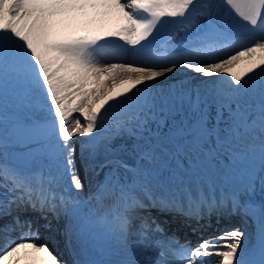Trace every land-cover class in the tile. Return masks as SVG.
<instances>
[{
    "label": "snow or ice",
    "instance_id": "1",
    "mask_svg": "<svg viewBox=\"0 0 264 264\" xmlns=\"http://www.w3.org/2000/svg\"><path fill=\"white\" fill-rule=\"evenodd\" d=\"M177 29L186 37L181 46L161 45L165 34L178 41ZM193 31L196 39H187ZM181 70L210 80L221 111L230 110L228 131L217 132L205 101L197 98L190 105L193 120L172 130L179 133L175 144L166 142L168 133L159 146L145 141L138 150L143 161L171 157L169 175L175 177L191 169L187 156L195 162L218 154L214 138L229 135L242 142L232 152L238 158L242 148L256 143L245 142L244 134L246 126L254 130L257 116L264 150V0H0V83L10 71L24 98L35 100L41 112L47 109L39 120L19 122L47 145V174L0 158V264H86L79 258L83 233L75 223L82 201L67 193L83 192L80 169L88 172L94 162L107 169L90 195L101 203L111 199L105 219L111 218L120 253L114 264H264V203L257 207L250 200L257 184L264 191V165L225 201L170 181L161 187L117 184L115 173L127 163L115 154L97 159L99 136L112 113L142 109L165 95H187V83L165 87L169 74ZM118 81L130 86L117 91ZM256 92L259 110L249 111L244 98ZM78 136L87 140L76 141ZM192 147L197 154L189 152ZM143 173L138 169L141 179ZM151 209L184 217L194 234L212 213L256 217L259 224L254 239L232 227L193 244L169 235L163 220L142 214ZM61 216L72 218V227L67 219L63 227L70 261L41 237V228L53 231Z\"/></svg>",
    "mask_w": 264,
    "mask_h": 264
},
{
    "label": "bare ground",
    "instance_id": "2",
    "mask_svg": "<svg viewBox=\"0 0 264 264\" xmlns=\"http://www.w3.org/2000/svg\"><path fill=\"white\" fill-rule=\"evenodd\" d=\"M185 39H186L185 33L183 31H180L179 32V40L178 41L177 40H173L170 43V45L172 44V46H181V44L185 41ZM187 39H189V40L196 39V32L195 31L191 32L190 35L187 37ZM193 78H194V80H191ZM195 80L196 81L197 80H205L206 82L204 83V85L202 84V86H199L196 89L193 86V84L196 83ZM177 81H179L180 83L189 84V88L187 89V95H182L181 97H178V98H169L167 95H165L163 97H160V98L156 99L154 103L156 104V103H159V102H165L166 104L168 103V104H171V105L180 106L181 108L183 107V108H185L188 111L187 106H188V102L191 99H194V98L196 99L199 96L200 97L204 96L206 98L212 97L211 89H212L213 85H212V83L210 82V80L208 78H201V77L198 76V74L188 73V72H186L184 70H181V71H179L177 73L169 74V77L167 78V83H166L165 87H171V88L174 89L176 87ZM129 86L130 85H128L127 83H123V84L119 83L118 86H117V91L124 90L127 87H129ZM205 89H207V92L205 91ZM14 96L16 97V96H18V94H15ZM12 98H10V96L5 95L3 98L0 99V128H2L3 125L8 123L10 120H13V118L16 117L17 114L19 115L18 111L20 109L19 110L16 109V107H18V106L15 107V104H14L15 100L12 99ZM244 99H245V101L247 103L250 100L252 101L253 104L260 102V98H259V93L258 92L253 93L250 96L245 97ZM154 103H152L151 105H153ZM219 107H220V105H219ZM251 107H253V106H251ZM25 108H26V106H25ZM156 109H157V107H156ZM224 113H226V112H224ZM227 114L228 113H226L225 115H227ZM225 115L222 116V117H225ZM23 117L21 116L22 119H23ZM172 118H174V117H172ZM258 135L259 134H250L247 137L244 135V140L247 141V140L255 139L256 140L255 144H258ZM232 146H236L237 148H240L242 146V142H240V137L239 136H237L236 140H233V138H230V140L229 139L225 140L224 145L219 147V153L218 154L216 153V151H213V154L211 156L208 154L205 158H201L200 157L199 160L193 162L192 165H190L191 169L185 171L184 174L186 176L188 175L187 177H191V175H194V174L210 175V178H212L213 176L217 177V178H222L223 177L222 179L218 180L221 183V186H226L227 181L224 182V180H226V177H227V180L228 179L232 180L233 178H237L239 180L240 184H237V182L235 181L234 184L232 185V187H235L237 190H239L240 187L246 183V178L247 177H250L253 173L260 171L262 165H264V160L261 161V160L254 159L252 161H248L247 162V159L246 160L241 159L242 156L241 157L239 156L238 158H236V157H234L232 155V152H233V150H232L233 147ZM3 148L4 149L3 150L1 149V152H0V155L2 157H3V154H4L5 148H6L5 144H3ZM215 149H217V148L215 147ZM209 156H210V158L216 159V162H214L213 160H209ZM244 157H246V155H244ZM217 162H220L221 164L217 163ZM38 163L42 164L41 161H38ZM156 164H157V162H156ZM220 165L224 166V167H221ZM159 166H161L160 163L155 165V169L156 170L157 169L160 170ZM37 172H38V170H37ZM105 172H107V169L105 170ZM124 173L125 174L127 173V168H121V169L116 171L115 180H116L117 184H122L125 181H127L131 185L133 180H134V183L138 182V180L137 179L135 180L134 177L130 174V172L127 174V177L122 178L123 177L122 175ZM222 173H224L223 176H221ZM162 174L163 175L161 177H164V178L170 177L169 173L166 170H164V172H162ZM104 176H105V173L101 176V179H100V178H98L97 174L93 175V176L92 175L91 176H87L86 175V176L83 177V178L87 177L86 183L84 185L87 188L88 187H92V186L95 187L98 181H101V180L104 179ZM111 178L112 177L110 175L109 179H111ZM131 178H132V180L129 181ZM160 178H159V181H160ZM140 182L141 181L139 180V182L137 184H140ZM229 184H231V182H229ZM217 192H219V191H217ZM263 195H264V191H261V189L259 190L258 187H257L255 192H254V194H252L250 196V199L254 200V198H256V197L258 198L260 196L263 198ZM89 197H91V196H89ZM105 201H104V206H106V204H107V202H105ZM86 203L88 205L89 204L91 205V209L89 211V215L94 216V217H92L93 219H96V218L99 219L100 220V225H101L102 228H101V232H99L98 234H95L93 237H91L92 240L88 237V235H86L85 240H87V237H88V239L91 240L89 242V244H88V247H85V249H83L82 247H80L78 245V249H79V252L81 254L80 256H82L88 262V264L113 263V262L117 261L118 259H120V256L119 257H115V256L112 255V252L115 251V250H118V247H117V244H116V242H115V240H114V238H113V236L111 235V232H110V229L112 227L111 218H108L106 220L105 217H107V216H105V215L101 216V215L98 214L100 204H97L96 200L93 203H91L90 201L89 202L85 201L84 204H86ZM107 210H108V208H107ZM142 214L143 215H149L150 211L149 212H143ZM151 214L156 215L157 213L153 210L151 212ZM32 215L33 216H37L38 213H34ZM161 216H163L164 220L167 221V222L164 223L165 228L167 230L169 229L171 234H175V236L178 237L179 240L181 238L182 239L183 238H185V239H187V238L194 239L192 236H194L195 234H201L202 235L204 231H207L209 229V226H211V225L213 226L215 223L217 225L216 228L217 229L220 228L222 230H224V228H226L227 224L232 223L227 218L225 220L226 222H224L223 221L224 215L220 216L219 214L218 215L213 214V216L205 217V219L203 220L204 223L203 222L201 223L202 225H207V226L202 227L200 231H198L197 233L194 234L191 231L190 228L185 226V221L182 222L180 217L175 216L173 214L172 215H170V214H162ZM228 216L232 220L234 218H236V219L240 218L239 215H234V216L226 215V217H228ZM96 222H97V220H96ZM191 223L193 225H195V221H192ZM53 224H56V223H53ZM225 224H226V226H225ZM42 232L43 231H41V233ZM184 235H186V236L184 237ZM49 242L51 243V241H49ZM93 247H95V248H93ZM52 248L56 252H58L61 257H63L62 252L59 251V249L56 246H53ZM89 254H90V256L92 258H94V260L91 261V262L89 260L90 259Z\"/></svg>",
    "mask_w": 264,
    "mask_h": 264
},
{
    "label": "rangeland",
    "instance_id": "3",
    "mask_svg": "<svg viewBox=\"0 0 264 264\" xmlns=\"http://www.w3.org/2000/svg\"><path fill=\"white\" fill-rule=\"evenodd\" d=\"M178 32H180V30H177V33H175V34H178ZM172 39H173L172 36H170V39L168 42H170ZM212 79H215V77H213ZM191 80H194V78ZM195 82L196 83H194L193 86H194V88L197 89V87L202 86V84L204 85V83L206 81L205 80H197V81L195 80ZM109 83H111V82H109ZM118 84H119V81L117 82V85ZM89 87H95V85H89ZM19 89L21 90V85H20L19 81L17 80V78L10 71L6 72L2 83H0V98H3L5 95L10 96V98L13 97L12 99L15 100L14 101L15 107L18 106V107H16V109H18V110L20 109L18 111L19 115L17 114L16 117L21 118V116L22 117L24 116V115H22V112H24L23 109H26L28 111L30 110L31 115H36L37 117H43V115H45L44 112L47 109H45L43 112H41L40 109L35 107V100L29 101V100L25 99L24 95H22L23 91L20 92ZM15 94H18V96L15 97L14 96ZM201 97L199 96L197 98H200V99L205 101V105H204L205 111L210 113L211 122L216 125L217 132H219V130L221 128H223L225 131H228L227 123L229 121L228 120L229 119L228 115L230 112L229 108L227 106H225L223 108L224 110H222V112H221V109L219 107V103L216 101V99L214 97H208V98H206L204 96H201ZM197 98L191 99L188 102V106H187L188 111L185 108H183V107L181 108L180 106H177V105H171L168 103L166 104L165 102H159V103H156L157 105L155 103L153 105L150 104V105L145 106L142 109H137L135 111L125 110V111L114 112L110 115V118L106 122L104 129L100 133V135H102V134L105 135L106 133L114 132V131H116V128L118 126H123V127H125L126 130L135 132V134L138 133V134L146 135V136L155 134L156 136H158V141H157L156 146H159L160 140L163 138L162 133H168V138L166 139V142L173 143V145H174L175 139L179 138V133L172 131V130L176 129L178 126H181V125L186 126L190 121L193 120V110H192V108L190 109V105L192 102L196 101ZM25 106H26V108H25ZM246 106H247L249 111L256 110L258 112V110H259V102L253 104L252 101L250 100V101H248V103L246 102ZM251 106H253V107H251ZM156 107H157V109H156ZM233 107H235V105H233ZM217 112H221V115H217ZM224 112H226L228 114L225 115L226 113H224ZM24 114H26V112H24ZM73 115L76 118H81V121L83 123V119H82V117H80L79 113H74ZM224 115H225V117H223V119H221V116H224ZM172 117H174V118H172ZM24 118H26V117L24 116L23 119ZM116 121H117V123L115 124ZM252 129H254V130L250 131L248 129V126H246V130H245L244 135L247 137L250 134H259L260 124H259V117L258 116L256 117V119L252 123ZM229 137L232 138L231 135H229ZM229 137H228V139L230 140ZM82 138H86V137H82ZM214 139H215L214 147H216L219 150L218 142L222 143L223 141H221L218 138H214ZM81 140H84V139H81ZM209 143L211 145L212 141H209ZM223 144H224V142H223ZM232 147L234 149L237 148L236 146H232ZM233 148H232V150H234ZM166 150L167 149H165L164 151L167 153ZM189 152L191 154H197L195 147L190 148ZM212 154L213 153H211L209 155L211 156ZM244 155H246V157H244ZM210 156H209V160H213L214 162H216V159L210 158ZM239 156L240 157L242 156L241 159H243V160L247 159V162L252 161L254 159L262 161V160H264L263 159L264 158V150H261V148L259 147V143H258V144H254L250 148L244 147L243 149H241V154ZM187 159H189V161H188L189 165L193 163L191 155L187 156L186 160ZM199 159H200V156H197L195 158V161H197ZM169 160H170V157H169ZM169 160L167 162H165V161H163V159L161 157L158 156L157 160L155 162H151V161H143L141 156L138 157L137 164L140 165L139 169L142 167L144 168V173H143L142 179L148 178V180L152 179V180L157 181V178H160V176L163 175L162 174V172H164L163 167L165 165L169 164L168 163ZM156 162H157V164H159V163L161 164V166H159L160 170L155 169V165H157ZM217 163H220V162H217ZM221 167H224V166H221ZM105 170H106V168L101 170L99 167L93 166V168L91 170H89L86 174V173H81V169H80V177L85 184L87 177L83 178L84 176H86V175L87 176H91V175L93 176V175L97 174L98 178L101 179V176L105 173ZM127 174L128 173H126V174L124 173L122 175L123 176L122 178L127 177ZM139 179H141L140 175L138 177V180ZM226 179H227V177H226ZM228 180H230V179H228ZM230 181H231V183L234 181H237V184L239 182V180L237 178H233ZM93 188H95V187H93ZM99 227H100V229L102 228L101 225H99ZM99 232L100 231L96 232L95 234H98Z\"/></svg>",
    "mask_w": 264,
    "mask_h": 264
},
{
    "label": "water",
    "instance_id": "4",
    "mask_svg": "<svg viewBox=\"0 0 264 264\" xmlns=\"http://www.w3.org/2000/svg\"><path fill=\"white\" fill-rule=\"evenodd\" d=\"M15 130L16 132L13 136H8L3 133L4 136L8 138V140H12L14 142V147L10 149V160L17 162L19 161V164L32 167V157L35 158L41 155L43 159H45L47 145L35 132H33L34 137L28 138L24 136V133L27 131L23 126L19 125L15 128ZM107 138H111L110 143H108ZM157 140L158 138H156L155 135L148 136L146 138V136L139 134L136 135L135 133L129 132L128 130L126 131L124 127L120 126L114 133L106 134V136H99L100 147L97 153V159L103 160L105 158H111L112 155L115 154L116 157L124 160L127 164H133L136 163V160H138V157H140V155H138V150L142 144L145 141H155L156 144ZM106 147L111 149V151L106 152ZM93 164H95V162Z\"/></svg>",
    "mask_w": 264,
    "mask_h": 264
}]
</instances>
